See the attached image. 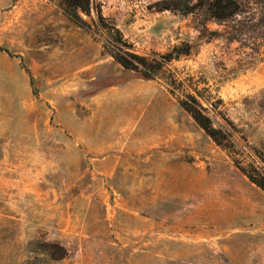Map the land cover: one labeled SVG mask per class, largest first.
Masks as SVG:
<instances>
[{
  "label": "rangeland",
  "instance_id": "374dc122",
  "mask_svg": "<svg viewBox=\"0 0 264 264\" xmlns=\"http://www.w3.org/2000/svg\"><path fill=\"white\" fill-rule=\"evenodd\" d=\"M211 1L0 0V264H264V0Z\"/></svg>",
  "mask_w": 264,
  "mask_h": 264
},
{
  "label": "trees",
  "instance_id": "16d2710c",
  "mask_svg": "<svg viewBox=\"0 0 264 264\" xmlns=\"http://www.w3.org/2000/svg\"><path fill=\"white\" fill-rule=\"evenodd\" d=\"M218 3L219 4H215V1L212 0L211 2L208 3V9L211 12H214L213 10L215 9L216 11L217 8L218 11L220 12L223 9V5L221 4L222 3L221 1ZM187 53H188V49L183 50L182 47L174 45L169 52L161 55H157L161 60L158 61L154 59L148 60V58L141 57V60L144 62L145 67L142 70H140V73L142 77L145 79H153L154 77H157L156 76L157 69L162 68L165 64L171 62L174 59H178L180 55ZM121 62L125 67H129L126 61H121ZM168 71L171 79L168 85L171 87L170 92H172L174 90V85L178 80L175 78L174 73H172L170 70ZM179 83L181 82L178 81V84ZM180 105L185 110H187V112L192 116L194 121L202 129H204L205 132L213 140L217 142V144L222 146H227L228 144H230L229 142L232 141L231 135L226 132H221V130L212 127L209 118L204 116V114L201 111L202 107L197 102L194 96L181 100ZM245 174L252 183L256 184L260 189L264 191V175L262 173L247 171L245 172Z\"/></svg>",
  "mask_w": 264,
  "mask_h": 264
},
{
  "label": "bare ground",
  "instance_id": "6f19581e",
  "mask_svg": "<svg viewBox=\"0 0 264 264\" xmlns=\"http://www.w3.org/2000/svg\"><path fill=\"white\" fill-rule=\"evenodd\" d=\"M217 205L220 206L222 212H225L227 214H230V215H233L236 217L242 218V216H245L247 214V211H246V208L243 204V201L234 204L232 201H230V200H228V198H226L225 200L218 201Z\"/></svg>",
  "mask_w": 264,
  "mask_h": 264
}]
</instances>
